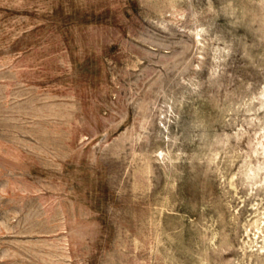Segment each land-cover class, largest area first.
Listing matches in <instances>:
<instances>
[{"label":"rangeland","instance_id":"374dc122","mask_svg":"<svg viewBox=\"0 0 264 264\" xmlns=\"http://www.w3.org/2000/svg\"><path fill=\"white\" fill-rule=\"evenodd\" d=\"M0 264H264V0H0Z\"/></svg>","mask_w":264,"mask_h":264}]
</instances>
